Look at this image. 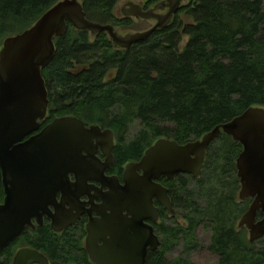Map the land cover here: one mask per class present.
<instances>
[{
    "label": "trees",
    "instance_id": "1",
    "mask_svg": "<svg viewBox=\"0 0 264 264\" xmlns=\"http://www.w3.org/2000/svg\"><path fill=\"white\" fill-rule=\"evenodd\" d=\"M59 1L0 0V49L5 39L29 29ZM79 1L90 22L132 28L130 19L113 15L124 0ZM141 1L150 9L166 0ZM187 1L166 28L128 50L115 47L105 33L93 36L69 25L54 40L55 55L42 72L49 95L44 125L75 117L86 127L110 130L114 168L121 171L159 139L185 145L250 108H264V0ZM135 126L139 131L128 141ZM241 151L221 134L207 149L198 178L158 181L168 190L173 218L182 214L185 225H163L160 247L148 254L146 264H194L189 256L202 247L198 227L210 231L207 250L217 264H264V239L250 244L247 231L238 226L251 202L238 198L235 163ZM177 245L181 255L167 261ZM20 247L43 251L53 264H71L83 253L76 236H54L43 227L10 244L0 264Z\"/></svg>",
    "mask_w": 264,
    "mask_h": 264
},
{
    "label": "water",
    "instance_id": "2",
    "mask_svg": "<svg viewBox=\"0 0 264 264\" xmlns=\"http://www.w3.org/2000/svg\"><path fill=\"white\" fill-rule=\"evenodd\" d=\"M183 1L166 0L148 10L128 2L122 10L123 17L154 21L155 25L143 33L120 36L111 25L87 20L79 0H60L29 29L3 41L0 50V186L4 198L0 204V254L24 231L34 229L32 220L41 226L43 217L52 219L51 228L56 233L73 225V217L62 227L55 225L48 210L52 201L58 193L75 190L76 185L69 183V177L84 174L88 170L87 159H93L98 150L105 158L104 170L113 162L114 138L110 130L95 125L86 127L75 117L55 119L40 129L49 116V95L42 72L55 55L54 40L61 38L70 25L76 31L93 36L105 33L115 47L128 50L156 30L166 28ZM221 134L242 147L235 163L240 184L238 198L251 203L238 226L247 231L250 244L264 239V108H250L198 141L179 145L173 140L159 139L138 162L127 164L123 172L124 186H117L109 200L105 199L104 210L111 211L115 219L123 212L130 215V234L125 235L122 244L106 241L98 248L92 244V233L97 226L90 222L86 242L90 259L95 264H146L147 253L160 247L152 228L144 225L147 219L157 220L154 201L172 217L176 216L168 190L158 181L180 175L198 178L207 149ZM99 175L103 176V171ZM104 222V229L110 234L116 225L110 218L105 217ZM144 228L148 235L141 236L136 243L135 232ZM29 261L48 264L40 253L28 248L19 250L12 264H28Z\"/></svg>",
    "mask_w": 264,
    "mask_h": 264
},
{
    "label": "flooded vegetation",
    "instance_id": "3",
    "mask_svg": "<svg viewBox=\"0 0 264 264\" xmlns=\"http://www.w3.org/2000/svg\"><path fill=\"white\" fill-rule=\"evenodd\" d=\"M128 4V3H126ZM125 4V5H126ZM141 6V5H140ZM143 10H148L145 8V6H141ZM151 9V8H150ZM123 10V9H122ZM122 10L120 11V14L122 15ZM164 14V13H162ZM47 122V120L45 121ZM44 122V123H45ZM44 123L41 124V128H44L45 126L49 125L50 123L44 125ZM114 138V136H113ZM115 144V140H114ZM104 155L100 150H98L95 153L94 158H88L87 159V169L84 174L78 175L77 178L74 176L69 177V183L71 185H76L73 189L74 191L70 193H58L55 197V199L52 201V204L48 210L50 216L55 220V225L57 227H62L65 223H69L71 221L70 218L73 217L74 224L67 226L66 229L62 230L61 232H54L51 228L52 226V219H49L48 217H43L42 219V225L38 226L35 222V220H32V224L34 225V229H28L25 232H28V235L31 236L33 232H36L38 228L47 227L52 231V234L54 236L64 237L65 234L74 235L76 236L77 241L81 245V249L83 250L81 257H76V259L71 264H95L89 257L87 250H86V242L88 238V232L87 227L90 224V222H94L96 224L95 231L92 233V241L93 245H95L98 248H102L104 246V242L106 241H116L118 244H122L125 241V235L130 234V222L132 221V217L128 215L126 212H123L121 216H118L117 219L113 217V214L111 211H105V199L107 198L109 200V196L114 193V190L117 186H124L123 183V172L125 169V166L122 168L121 171H118L116 168H114V159L111 165L108 169L104 170ZM103 171V176L99 175V172ZM141 174L140 172L138 173ZM117 182V185L115 183ZM0 190L3 193L2 187L0 186ZM4 198V195H3ZM3 202V199H2ZM2 202L0 204H2ZM107 204H109L107 202ZM154 207L157 209V220L156 222H153L150 219L145 220L144 225L151 227L154 236L158 239V241L162 242L163 236L161 234V228L162 226L169 227L168 221L173 222V218L167 210H165L157 201H154L153 203ZM171 208L173 209V205L171 204ZM164 211L165 217L161 218V212ZM261 215V214H259ZM258 219L262 218V215L259 216ZM108 220L110 218L111 222L116 225V227L113 229L112 232H107V230L104 229L105 222L104 218ZM174 228H177V224L175 223ZM177 232V231H176ZM23 233V234H24ZM177 234V233H176ZM148 235V230L144 228L143 230H137L134 234L135 242H138V238L141 236L146 238ZM123 240V241H122ZM28 247H20L18 248L10 260L7 262V264H12L13 258L16 255V253L21 249H26ZM31 249V248H28ZM33 250V249H31ZM36 251V250H35ZM178 251L180 252V247L178 248ZM40 253L44 258H46L48 264H53L49 257H47L46 254L40 251H37ZM151 252L147 253L148 254ZM146 256V258H147ZM28 264H38L34 263L32 261H29ZM59 264H68V262L65 263H59Z\"/></svg>",
    "mask_w": 264,
    "mask_h": 264
},
{
    "label": "rangeland",
    "instance_id": "4",
    "mask_svg": "<svg viewBox=\"0 0 264 264\" xmlns=\"http://www.w3.org/2000/svg\"><path fill=\"white\" fill-rule=\"evenodd\" d=\"M128 2L136 3V4L141 5V6H144V3H145L144 1H141V0L140 1L139 0H124V1H120L116 5V7L114 8V11H113L114 17H116L119 20L130 19V21L132 22V28L129 30L115 27L116 33H118L120 36H126L129 34L143 33V32L150 30L155 25L154 21H146V20H140V19H136V18H125V17H123V15L120 14V11L124 8L125 4ZM187 3H188V1L184 0L182 2V5L184 6ZM263 12H264V2H263ZM138 131H139L138 127H136V126L132 127L128 133L127 140L128 141L132 140V138L135 136V134ZM175 219H176V221L174 223L171 222L172 221L171 220L170 222L168 221V224L169 225L173 224V226L175 225V223L179 224V225H185V221L182 217V214H180V216L176 217ZM196 236H197V239H198V241L202 247L198 251L192 253L189 256V259L194 264H217V257L207 250V247L209 246L210 241H211L210 231H208L204 227H198L197 231H196ZM179 247L180 246L177 245L176 248H174L173 250H170L167 253V256H166L167 261H172L176 257L181 255V251L180 252L178 251Z\"/></svg>",
    "mask_w": 264,
    "mask_h": 264
},
{
    "label": "bare ground",
    "instance_id": "5",
    "mask_svg": "<svg viewBox=\"0 0 264 264\" xmlns=\"http://www.w3.org/2000/svg\"><path fill=\"white\" fill-rule=\"evenodd\" d=\"M69 26V25H68Z\"/></svg>",
    "mask_w": 264,
    "mask_h": 264
}]
</instances>
